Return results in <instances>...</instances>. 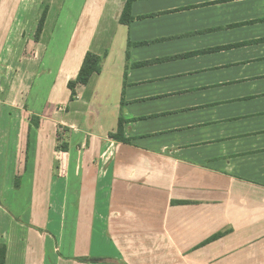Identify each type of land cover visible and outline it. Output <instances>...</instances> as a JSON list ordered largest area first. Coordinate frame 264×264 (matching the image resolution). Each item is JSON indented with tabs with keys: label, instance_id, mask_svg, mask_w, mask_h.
I'll return each instance as SVG.
<instances>
[{
	"label": "crops",
	"instance_id": "1",
	"mask_svg": "<svg viewBox=\"0 0 264 264\" xmlns=\"http://www.w3.org/2000/svg\"><path fill=\"white\" fill-rule=\"evenodd\" d=\"M68 1L10 68L25 106L0 103L4 264H264V0H133L127 25V0Z\"/></svg>",
	"mask_w": 264,
	"mask_h": 264
},
{
	"label": "rangeland",
	"instance_id": "2",
	"mask_svg": "<svg viewBox=\"0 0 264 264\" xmlns=\"http://www.w3.org/2000/svg\"><path fill=\"white\" fill-rule=\"evenodd\" d=\"M69 2L71 3L68 0H0V88H2L0 91V103L5 104L6 102L8 104L13 102L18 108L25 106L28 90L30 91L33 80L30 76L23 77L21 75L22 65L13 73L10 72V68L13 67V71L17 60L20 58V53L28 41L34 47L36 46L35 44H41L47 46V50H50L53 45L50 39L54 32H65L63 23L67 24V19L63 18V14L66 9L68 10ZM46 7L48 8L46 20L43 28L38 31L40 18ZM90 9H92L91 14H83L76 25L74 24V32L77 35L74 38L73 50L79 54L88 45V41L92 39L94 32H99L98 8L91 7ZM65 43L64 40L58 41V50H63ZM29 57L31 59L35 58L31 53H29ZM49 59L50 56L45 54L41 64L42 70H44ZM82 68L83 66L79 69V73ZM77 79L78 76L76 79L69 81L68 84L73 83L76 85ZM101 91L102 89H99V92ZM112 95L114 97V94ZM107 96L108 98H106ZM93 98L97 101L101 99V96L95 93ZM102 98L107 99L110 103H108L107 107L112 111L114 99L110 98L109 94L102 96ZM91 106L95 109L98 108L95 105ZM24 110H26V107L22 111ZM8 114H10L8 109H4L0 113V129L15 128L14 115L9 117ZM108 120H111L110 117Z\"/></svg>",
	"mask_w": 264,
	"mask_h": 264
},
{
	"label": "trees",
	"instance_id": "3",
	"mask_svg": "<svg viewBox=\"0 0 264 264\" xmlns=\"http://www.w3.org/2000/svg\"><path fill=\"white\" fill-rule=\"evenodd\" d=\"M132 1L133 0H127L126 4L124 6V9L122 11L120 20H119L120 24L127 25L132 21V17L130 15V7H131ZM47 12H48V9L46 7V8H44L43 13H42V17L40 18L38 31H40L43 28V25H44L45 20H46ZM85 69H86V64L84 63L83 68L79 73L77 81H82V82L84 81L83 76H84ZM73 86H74L73 83L68 84V88H70V89H72ZM122 125H123V120L121 118H119V126H118L117 132L115 134H110L109 137L118 143L127 144V143H129V140L124 138L123 131H122ZM219 237H220L219 235L214 236L211 239L207 240L204 244H207L213 240H216ZM4 256H5V246L0 245V264H4Z\"/></svg>",
	"mask_w": 264,
	"mask_h": 264
}]
</instances>
